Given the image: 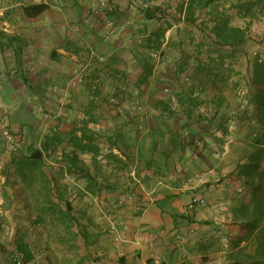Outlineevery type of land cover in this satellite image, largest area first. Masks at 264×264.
Masks as SVG:
<instances>
[{
  "label": "crops",
  "instance_id": "crops-1",
  "mask_svg": "<svg viewBox=\"0 0 264 264\" xmlns=\"http://www.w3.org/2000/svg\"><path fill=\"white\" fill-rule=\"evenodd\" d=\"M217 1L231 26L248 28L241 47L256 40L259 59H115L110 24L109 37L86 40L58 32L56 17L46 27L39 0H0L3 136L69 145L76 133L99 149L95 164L82 155V171H41L56 180L51 207L91 213L56 264H264V0ZM103 47L112 59L87 75L84 50Z\"/></svg>",
  "mask_w": 264,
  "mask_h": 264
},
{
  "label": "rangeland",
  "instance_id": "rangeland-1",
  "mask_svg": "<svg viewBox=\"0 0 264 264\" xmlns=\"http://www.w3.org/2000/svg\"><path fill=\"white\" fill-rule=\"evenodd\" d=\"M42 3L44 13L43 22L46 27L49 24V17L57 18V30L58 32L65 33L64 30H68L70 34L74 36L82 34L83 38L95 39L97 36L101 39H106L108 34L105 33L104 27L101 24L105 20L104 14L108 8L107 0H39ZM143 0H116L115 4H118L119 8L127 14L125 19H117L116 24L118 26L114 30H118L116 33L117 41L113 40L111 44L115 48L121 50L115 57V59H151L149 53L143 51L141 44L138 41L145 40L147 33L142 32L146 24L150 29L154 30L166 22L160 24L146 23L144 17L139 12L140 7H154L161 5H169L168 14L170 18L175 17L172 21V28L170 32L164 36V42L161 51L156 53V56L152 59H224L225 53H228L225 59H250L255 61L259 59V47L257 41L250 43L245 48L246 57L241 51L232 52L224 51L218 52L213 46V39L210 33L200 32L199 23L192 25L185 23L182 17L177 13V6L184 0H147L146 3ZM75 4L83 7V20L84 23L79 25L78 11ZM56 5V6H55ZM65 5V8L61 6ZM52 8V14L50 15L49 9ZM57 7V8H56ZM57 9V12H54ZM115 20V19H114ZM45 21V22H44ZM139 27L138 32L131 33L134 27ZM167 26V23L162 27ZM102 27V30L100 29ZM100 29V30H99ZM81 31V32H79ZM142 33H141V32ZM135 36V37H134ZM167 41V43H166ZM104 42L101 44L103 45ZM105 46V45H103ZM101 49V48H100ZM89 50V49H88ZM162 52V54H161ZM93 53V56L91 57ZM152 53V52H151ZM89 54V55H88ZM83 55L87 59H92L89 68L87 69V75L98 69L100 64L105 63L99 59H112L111 54L108 52V47H103L101 52L99 50H87L83 52ZM247 55L249 56L247 58ZM115 56V55H114ZM224 57V58H223ZM98 59V61L94 60ZM99 63V64H98ZM252 67L254 64H251ZM239 69L241 65L237 64ZM81 73L76 75H80ZM76 78V80L78 79ZM76 82H79L78 80ZM83 82V81H82ZM82 82H79L82 84ZM91 84V83H90ZM91 90V88H88ZM85 90L84 99H90V92ZM92 91V90H91ZM114 101L115 98H112ZM102 101L105 105H114L115 102ZM73 104L78 105L81 101V96L77 95L71 99ZM74 123H78L74 120ZM5 129L0 128V175L5 179L4 185L1 186L0 191V242L10 249H16L20 245L29 246L31 252L34 253V258L40 264H56L63 263L67 258L65 249L70 245L71 233L81 234V227H90L89 219L91 213L88 207L75 210L71 215L75 217L77 223H74L73 228L68 229L69 219H65L59 212L58 209L65 207L68 201H59L55 207L51 210H45V198L43 194H38L37 190L39 187L38 177H33V181L27 179V177L18 173L19 170H23L22 162L30 156V150L32 148H40L44 143L40 145H26L22 143L16 144L12 140H7L3 136ZM12 138V137H11ZM78 140L74 137L71 144L74 146ZM92 145H97L93 143ZM71 148H68V152ZM73 151V149H72ZM61 150H57L53 153L48 149V153L45 154L44 167L48 171L59 167L61 160L54 159L61 157ZM79 155V154H78ZM83 155V154H82ZM82 155L80 157H82ZM16 157H22L23 159L15 160ZM17 159V158H16ZM65 164V162H63ZM70 199V197H68ZM70 203V202H69ZM73 203V202H72ZM71 203V204H72ZM75 207V206H74ZM95 215V212H92ZM73 219V218H72ZM73 243V241H72Z\"/></svg>",
  "mask_w": 264,
  "mask_h": 264
},
{
  "label": "trees",
  "instance_id": "trees-1",
  "mask_svg": "<svg viewBox=\"0 0 264 264\" xmlns=\"http://www.w3.org/2000/svg\"><path fill=\"white\" fill-rule=\"evenodd\" d=\"M115 1L116 0H107L109 10H107L104 14L105 20L103 22L105 25L110 24L114 28L118 26V24H116L117 19H125L128 16L124 13V11L119 8L118 4H115ZM146 1L147 0H143L142 2L146 3ZM74 6L77 7L78 11V21L76 23L81 25L84 23V20L82 19L84 11L83 7L78 4H75ZM61 7L65 8V5H62ZM219 7L220 3H218L217 0H184L177 6V13L180 17H182L185 23L192 25L199 23L202 28V32L210 33L213 39V46L218 49L219 53L228 51L226 48H228L232 52H243L244 50L241 46L242 44H245L248 40V28L246 27L242 29L231 26L230 18L228 16L222 15V13L218 11ZM168 9L169 5L154 6L151 8H139V12L144 17L146 23H167V26L162 27V25L166 23L161 24V26L157 27V29H154L152 32H150V34L148 33L150 27H148L147 24L144 29L141 30L142 32L147 33V36L145 40L140 39L138 41V44H141L140 46L143 51L149 53V57L151 59L152 57L156 56V53L161 51L164 36L166 32L170 30L173 26L172 21L175 20V17L174 19L170 18L171 15L168 14ZM62 47L65 51H70L68 41H64L63 39ZM53 55L55 56L56 53L54 52ZM258 68V65L255 64L252 67V71H257ZM251 82L253 83L252 80ZM115 104H117V101L115 102ZM75 134L74 137L76 138ZM72 140H74V138ZM92 144V142L83 144L81 136V138L78 139V142L74 144V146L71 143L69 145H66L64 139H61L58 136L57 138H53L50 143H44L42 147L32 148L30 150V156L22 162V168L23 170H29L32 174H34L27 176V178L29 177L30 179H32L36 176L41 180L42 189L41 191H39V194H43L45 198V206H43L45 210L52 211L53 207H51V197L53 195H59L57 189L54 188V186L52 187V184H56V180L52 177L50 179L47 175L41 172L44 167V158L45 154L48 153V149H50L53 153H56L58 149L61 150L62 162H65L77 171H82L83 167L85 166L80 157L82 154H93L92 163L95 164L96 162L99 149L96 145ZM68 148H71L69 152ZM36 173L39 174L37 175ZM66 208L67 209L65 212L61 211V209H58V212H60V214L65 219H69L68 229L71 230L73 228L74 223H77V221L75 217L71 215V209L68 207V203L66 205ZM81 230L82 233L85 232V229H83L82 227ZM19 250L23 254L25 260H32L34 258L29 246L24 245L23 247L19 248Z\"/></svg>",
  "mask_w": 264,
  "mask_h": 264
},
{
  "label": "built area",
  "instance_id": "built-area-1",
  "mask_svg": "<svg viewBox=\"0 0 264 264\" xmlns=\"http://www.w3.org/2000/svg\"><path fill=\"white\" fill-rule=\"evenodd\" d=\"M93 56V53L91 57ZM100 61H104V59H99ZM84 80L83 76L78 77V81L82 82ZM92 88L96 89L97 88V83L92 82L91 83ZM111 102H114L112 99ZM5 179L0 175V191H1V186L4 185ZM1 201H0V206H1ZM192 206H190L191 208ZM0 264H40L37 259H32V260H25L24 256L19 253L17 250H9L7 247H5L1 242H0Z\"/></svg>",
  "mask_w": 264,
  "mask_h": 264
}]
</instances>
